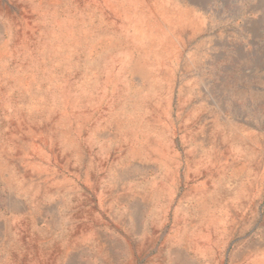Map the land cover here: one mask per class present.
I'll list each match as a JSON object with an SVG mask.
<instances>
[{"label": "rangeland", "instance_id": "1", "mask_svg": "<svg viewBox=\"0 0 264 264\" xmlns=\"http://www.w3.org/2000/svg\"><path fill=\"white\" fill-rule=\"evenodd\" d=\"M20 1H24V0H20ZM27 1H29V0H27ZM32 1L38 2V0H32ZM203 1H205V4L203 6L200 5L201 8H198L199 6H197L195 8L197 10L196 11L197 14H201V16H202V19H201L203 21V24H201L202 30L200 29L197 31V33L194 35L195 38L193 37L190 40V42H188L185 45V48L182 51L183 55H181L177 59V60H181V59H185V57L186 58L190 57L189 59H191V61H194L193 63H195L194 67L189 68V70L186 71L185 73L175 72L174 74H171L172 76L170 78L173 79V82L175 84V85L173 84L174 89L172 88V90H170L169 88L161 87L159 89H156L153 93H148L146 90L145 91L140 90L136 84V81H134V79L131 78L132 77L131 74H127L128 76L127 75L123 76L121 74V72H118V71L113 73V75L110 77L109 81L106 84L107 87L105 86L106 88L103 91L97 89L99 87V85L97 84V82L99 80L97 78H93L91 80V83L85 82L86 75H88L91 72L90 70H88V67H87L88 65H87L86 61L88 59L91 61L92 60L91 55H93L95 53L94 51H95V47H96V43H97V41L95 39L85 38L82 36V34H80V35L77 34L75 39L72 40V42L69 45L65 44V46H63V45L59 44L60 41L58 40L57 34L56 33L53 34V32H51L49 37H45V35H43V39H44L43 42L44 43L42 42V44H39L40 46L39 45L35 46V42H34L35 38L38 36V34L33 35L34 37L36 35V37L33 40H31V42L30 41H28V42L27 41H15V38H14L15 37V30H18V29L22 30L20 28H24L26 26L25 21L29 20L28 18H26V16L29 15L27 13L26 8H12L8 11V13H4V12H3L4 14L2 12H1L2 14L0 13V48H1V45L3 43L16 45L15 46L16 49L11 52L10 57L8 59H4V60L0 61V102H1L0 103V109H1L0 110V118L2 117L0 119V134L3 135V136L0 135V137H3V138H0V144H1L0 145V152H1L0 153V165H1L0 167L4 168L3 172L0 171V185H1L0 186V191H1L0 192V215H1L0 216V223H2V224H0V227H1L0 228V240H1L0 241V264H1V262H3L5 260V258H7L5 251H3L1 248V244L4 241L3 240L4 237L2 235L3 234L2 229H3L4 223H7V226H10L14 223H19V222H24V221H25L24 223L27 224V226L24 229H27L26 235H29V236H26L24 239L25 241L22 245V248L23 247L24 248L22 249V251H27V249H29L28 244L32 245V243H34V240L32 239V237H34V238L36 237L35 239L37 240V243H38L37 237H39V239L42 241V243H41L42 245H38L39 246L38 249H40V247H42V246H43V248H44V246H47L46 249H48V251H46V252L44 249L43 256L40 257V258L43 257L42 261H41L42 264L43 263L44 264H52V262L54 264L53 257H55V255H57V253L63 252L64 250L68 252L67 254L71 258H73L74 260L76 258V260H75L76 263L90 264L87 260L88 259L87 256L80 254L81 247L77 244H73L71 237L68 238V240H70V241H65L64 246L62 248H59V250H60L59 252L57 250H55L51 254L50 252L52 251V249L49 250V248L53 247V244L55 242L60 243V242L65 240L64 239L65 238V230L71 224V221L70 222L68 221L69 214L74 213L75 211H78L77 208L78 209L82 208V206L78 205V196H77V198H75V196H74L76 194L74 192V189L76 188V191L78 193H82V192H86L87 188L89 186H91L93 188V185L96 186L99 193H100V191H102V197H100V198L97 197L95 199V201L93 202V206H95L97 208V210L100 214V221H101V223L96 226V228L97 227L98 228L97 229L94 228V229L98 232L99 235L101 234L103 236L102 238H104L108 241L111 240L110 243H111L112 263L113 264H119L122 261L120 259L123 258V256L121 255V252L123 250H125V251L127 250V246L124 245L125 242H124V236H123V234H125L127 232V230H128L127 228L132 227L133 228V230H132L133 234L131 233V236L133 238H139L143 234L140 231V227L142 228L145 225H150V224L151 225H153V224L158 225L159 229H157V230H158V235L159 234L160 235L156 239L157 245H156V248L151 249L149 251L150 253L147 252L148 255L146 257L138 258L137 264H145L146 258H148L149 256L153 257L154 255L159 253L160 250H162L163 255L166 256L167 260H168L169 255H168V252H166V251H168L167 250L168 245H171V247L177 248V246H175L176 244L172 238V236L176 237L178 235L176 232H174L175 230L173 228L174 218H176L177 215L183 209L186 210V213H185L186 217L191 218V219L192 218H198V215H197L198 211L197 210H199V209H198L196 201L192 198L185 197V194L187 193L188 187L190 185V183L188 182L190 180V177H188L187 175L194 173V172H198L200 169H202L200 164L198 163V160H197L198 153L205 157V162H206L207 172H208L207 173V179L209 178L208 175L214 174L215 176H213L212 179H214V181H216V183L218 185L223 184L222 186L226 187V188H229V187H232L235 185L239 186V184H242L240 186V189H242V190H240L241 197L236 196L233 199L230 198L228 200V202L231 203V207L235 210L236 213H240L245 218H249L253 215L254 204L256 203L257 204V211H258V213H257L258 219H257L256 224L258 222H260L262 215H264V211H263L264 210V200H263L264 199V156H263L264 152H259V147L264 148V144H263L264 143V127H263L264 126L263 125L264 124V111H263L264 110V59H263L264 58V41H263L264 40V0H236V1L235 0H203ZM202 8H204V9H202ZM234 8H236V9H234ZM219 11H221V12L219 13ZM66 15H68V13H66ZM47 16L49 17L50 14ZM7 19H9V21ZM250 19H252V20H250ZM40 21H41L40 24H42L45 27V29H47L49 27V23H47L46 17L44 19H40ZM245 22H247V23H245ZM249 23H251V24H249ZM2 27H4V28H2ZM27 30H29V28ZM250 30H251V33H250ZM234 35H236V36L234 37ZM6 36H8V37H6ZM203 40H205V41H203ZM221 40H222V42H221ZM238 41H240V42H238ZM24 42H27L30 45L34 42V44H32L31 47H29L28 44L24 43ZM212 42H214V43H212ZM46 45H47V47H46ZM34 46H35V49H34ZM231 46L233 49L231 48ZM56 50L58 51L57 54L55 53ZM84 54H86V55H84ZM241 54H243V55H241ZM36 55L38 56L37 58H36ZM77 57H78V59H77ZM88 57H90V58H88ZM195 57H196V59H195ZM205 58H206V60H205ZM244 58L246 60H244ZM28 60H29V62H28ZM37 60L40 61L38 66H36ZM251 60H253V61H251ZM63 62L64 63L66 62L65 68L62 67V66H64ZM44 64L47 65V66L45 65L46 68H45ZM172 65L174 67L176 66L175 68H177V63L173 62ZM250 65H252V66H250ZM8 66H9V68H8ZM259 66H261V67H259ZM71 67L72 68L74 67V68L72 69ZM78 67H79V69H78ZM35 68H37V69H35ZM50 69H51V72H49ZM260 70H261V72H260ZM227 71H229V72H227ZM54 73H56V74H54ZM118 73H119V75H118ZM37 74H39V76ZM65 74H67V75L65 76ZM221 74H223V75H221ZM93 76H94V74L92 75V77ZM240 76H241V78H239ZM49 77L51 79H53V83H51L49 81ZM65 77L66 78H68V77L72 78L71 79V81L73 83L72 89L74 90L73 94H74L75 99H73L71 105L65 104L63 97L58 95L57 91H56L58 86L60 84H62L64 82V80L66 79ZM203 79H205V80H203ZM24 80H26L27 82L26 81L24 82ZM21 82H23V83H21ZM191 82L195 83V89L193 90L194 98L190 99V101H186L184 99V97L182 96V90H180L182 85H180V84H186V83L188 84ZM159 84H160L159 85V87H160V86H164L166 83L159 82ZM177 84H178V86H177ZM42 86H44V87H42ZM209 86H210V88H209ZM218 89L221 91V93ZM133 91H135V92H133ZM198 92H200L201 94ZM111 94H112V96H111ZM114 96H117V97H114ZM162 96H163V98H162ZM3 98H4V100H3ZM64 98L66 99L65 96H64ZM15 99H17V100H15ZM134 99H136V100H134ZM56 100H57V102H56ZM127 100H128V102H127ZM155 100H157V101H155ZM9 102H11V103H9ZM172 102H174V103H172ZM216 102H218V104ZM180 103L183 105H181ZM54 105H55V107H54ZM95 105H96V107H95ZM66 106L72 107V109L74 111L78 110V109H82V110H88L89 109V111L87 113L88 117L86 116L85 121L82 120L80 122L79 117L77 119V118L73 117L72 114L67 113L66 115L63 116L62 121L58 125L53 126V128L50 129V127L47 126L46 124L48 121H50V116L52 115V113L58 109H61V110L65 109ZM182 107H184V108H182ZM189 107H202V109H200V110H202L203 115H202V117H200L198 122L193 123L194 118L192 119V116H187L186 113H188ZM209 107L212 110L214 109L213 111H220L222 117L224 118V120L227 121L228 124H224V125L218 124L219 128L216 127L214 125L215 120L212 117H208L207 114L205 113L207 109H210ZM20 108H21V110H20ZM154 108L158 109V110H154ZM165 108H167V109H165ZM45 110H47V111H45ZM236 110H238V111H236ZM8 111H9V113H8ZM99 111H101V112H99ZM169 112H171V113H169ZM192 112H193L194 117L198 113L197 110H195V111L192 110ZM16 113H18V114H16ZM32 113H34V114H32ZM50 113H51V115H50ZM147 113L149 115H147ZM153 115H156V116L159 115L160 118L158 117V119H156V121L154 122L151 120ZM33 116L35 117V119L33 118ZM150 116H151V118H150ZM184 117L185 118L187 117V119L182 121L184 119ZM117 118H123L125 120V123L127 124L124 127V129L120 130V132H119V129L117 128V124H116ZM251 119H252V121H251ZM9 121H10V123H7ZM32 121H34V122H32ZM63 122H65V123H63ZM249 122H251V123H249ZM21 124H22V126H21ZM76 126H78V127H76ZM232 126L240 128V130H241L240 134L243 135V138H241V142L245 143V144H243V146L241 143H239V141H237L236 138H234V135L232 134V131H231V129H233ZM99 127H101V128H99ZM205 127L207 129H205ZM30 128H34V129H30ZM45 128H46V131L44 132L43 130ZM170 128H171V130H170ZM202 128H204V129H202ZM14 129H16V130H14ZM188 129H189V131H188ZM58 130L63 131V132L66 131L67 133L66 134L64 133L63 135H60L58 137L57 136L58 132H57V135L55 133ZM112 130H113V132H112ZM217 131H219V133L216 134ZM124 133H126V135ZM160 133L162 134V136ZM75 134L78 136H76ZM192 134L195 137L192 136ZM200 134H201V136H200ZM80 135H82V136H80ZM100 135H102V136H100ZM114 135H116V136L114 137ZM198 135H199V137H198ZM244 135L248 136V138H244ZM110 136H113V137H110ZM42 137H44V138H42ZM151 137L157 139L161 145H164V146L170 148V149H168L171 151V152H169L170 156H172V157L174 156L173 158L177 161L179 169H178V176H177L178 182L176 185L171 186L169 181L166 180V178L163 177V175H162L163 168L165 170V162H164V166H163L157 162L154 163L151 160H146L147 163L146 162L145 163H146L147 167L146 168H140V166L138 164L141 163L142 160H145L144 156L131 157L127 154V152L125 150L126 148H124V147H127V143L129 142V139H131V140L133 139V140L139 142V141H144L147 138L151 139ZM80 138H83L84 140L80 139ZM172 138H174V141ZM219 138H221V139H219ZM4 139H8L9 141L4 140ZM38 139H39V141H38ZM246 140H247V142H246ZM21 141H23V142H21ZM32 141H34V142L36 141L39 143V154L40 155L42 154L45 157V159H44L45 162L48 161L47 165L44 163V167H45V171L47 170V172L50 173V176L55 178L53 180V182H55L53 186H55V184H58V185L68 184V185H66L68 187H66L67 190H65V192L62 195H58V194L51 193V192L48 194L35 192V193H32L31 196L19 195L17 197V202H14V204H16L17 206H13L12 205L13 201L10 199V191L4 185L2 180L7 175H9L10 177H14L12 167L14 166L13 162L16 159H19V157H21V156H25L27 158H31L33 156V154L31 155L32 148H33L32 147ZM103 141H105V142H103ZM214 141H215V143H214ZM14 142L17 144H15ZM44 143H45V145H44ZM49 143H50V145H49ZM9 144L11 146H9ZM40 145H41V147H40ZM116 145H117V147H116ZM214 145L215 146L218 145L219 148L215 147ZM222 145L229 146V149L228 148L225 149L224 147L221 148ZM257 145H258V147H257ZM208 147H210V148H208ZM212 147H215V148H212ZM243 147H245V148H243ZM53 148H56L57 152L59 151L58 153H59L60 157H64V156L69 154L70 155L69 158H72V157L75 158L76 161H75V159L72 158L74 162L73 161L71 162L73 164L74 168L71 167L69 170H67L64 168V166H62V163H59L57 160H54V155L52 153H50V149H53ZM72 149L74 151H72ZM223 149L229 150L230 154L237 155V157H238L236 159L237 161H238V159L239 160L245 159L246 160L245 163H247V165H246L247 167H245L246 169H244L243 171H239V170L237 171V169H235V167L232 165V163L229 164L230 161H226L224 159H221L220 157L222 155L221 153L223 152ZM18 150H20V151H18ZM95 150H96V152H95ZM114 150H116V151H114ZM193 150L196 151L197 153L195 152V154L192 156ZM77 151L79 154L77 153ZM107 151H109V152H107ZM11 153H13V154H11ZM94 153H96V154H94ZM99 155H101V156H99ZM116 157H118V158H116ZM254 157H256V158H254ZM47 158H48V160H47ZM8 160H10V161L8 162ZM186 161H187V163H186ZM262 161H263V163H262ZM251 162H253V163H251ZM136 164H137V166H136ZM153 164H155V165H153ZM89 165H91L92 167ZM34 167L36 168V166H34ZM60 167H62V168H60ZM77 167H79L80 169ZM134 167L137 169H135ZM102 169H104V170L102 171ZM88 171H90L92 173V178H91L92 180L89 179L90 181L87 180V178H85L86 175L89 173ZM111 171H113V172H111ZM228 171L229 172L232 171V172L229 173ZM78 174H80V175H78ZM143 174H144V176H143ZM203 179H205V177H202L201 179H199V181H201ZM92 181H93V183H92ZM232 181H234V183H232ZM136 183H137V185H135ZM116 187L117 188L119 187V188L117 189ZM128 191H131L134 193L136 191L139 195H143L146 192L151 191V192H149L150 194H152V198H150V201H149L150 203L152 202L151 205L145 206L142 209V211L139 210L140 212H138L137 208H140V207L138 205H136L135 203H133L134 202L133 200L129 199L127 202L126 201L123 202L119 198V195L121 193L128 192ZM140 192H142V193H140ZM36 194H38V195H36ZM110 194H113V195H110ZM1 195H3V196H1ZM254 197L256 199H254ZM115 200H117V201H115ZM28 204H30V205H28ZM131 204H132V206H131ZM71 205H73V206H71ZM29 206H31V207H29ZM223 206H224L223 204L219 205L218 206L219 208H216L217 211H214L212 207L209 208L207 211L212 212L213 214L219 212L222 215V212L226 211V208H224ZM70 207H72L73 209H71ZM52 208H53V210H52ZM169 208H170V210H169ZM49 209H50V211H49ZM15 210H17V211H15ZM36 214L37 215L39 214L38 215L39 217ZM101 214H102V216H101ZM140 215H141V217H140ZM123 217H125V218H123ZM25 218H27V219H25ZM113 219H115L116 222ZM137 219H139V220L137 221ZM63 220H65V221H63ZM120 220H122V221H120ZM236 220L240 221V217L236 216L234 218V222H232V223L230 221L226 222V220H224L223 222H225V223H222V225H231L233 223H238ZM32 221H34L36 223L33 224ZM76 221L77 220H75L74 223L78 224L79 221H77V222ZM8 222H10V223H8ZM137 222H138V224H137ZM74 223H72V224H74ZM106 223H107V225H106ZM132 223H134V224L132 225ZM28 224H30V225L28 226ZM256 224H254L251 228H249L243 232H240L239 228H236L233 231V234L231 233L229 235L226 232L225 234L220 235L217 238V240L210 247V249L207 253V256L199 254L200 257H202V259L204 260V261H202V259H200V261L203 262L201 264H221L222 263V262H220L221 256L223 257V259H222V261H224L223 264H231V262L236 263L237 262V256H236L237 252L247 250L248 247L250 249L251 246L253 245V243L262 235V231H261L262 227H259ZM236 227H239V225H236ZM108 228H110V229H108ZM33 229H34V231H33ZM23 230L21 232L24 233ZM37 230H38V232H37ZM124 230H126V231H124ZM108 233H110V234H108ZM112 235H113V237H112ZM30 238H31V240H30ZM243 239H244V241H243ZM118 240H120V241H118ZM164 240H165V242H164ZM219 242H220V244H219ZM46 243L48 245H46ZM112 243H114V244H112ZM215 245H217V246H215ZM234 246L236 249L234 248ZM158 248H160V250ZM229 249H230V251H229ZM31 253H33V252L27 251L25 254L26 256L22 258V261H25L27 263V259H25V258H27V256L29 257L31 255ZM151 254H153V255H151ZM211 254H213V255H211ZM59 255L60 254H58V257H59ZM78 257H79V259H78ZM83 259H84V261H83ZM102 260L103 259H101V258H97V260L93 259V261H94L93 264H105L104 263L105 261L104 260L102 261ZM44 261H46V262H44ZM97 261H99V262H97ZM13 263L19 264L18 259H16Z\"/></svg>", "mask_w": 264, "mask_h": 264}, {"label": "bare ground", "instance_id": "2", "mask_svg": "<svg viewBox=\"0 0 264 264\" xmlns=\"http://www.w3.org/2000/svg\"><path fill=\"white\" fill-rule=\"evenodd\" d=\"M236 1V0H235ZM215 3V2H214ZM233 3V2H232ZM252 3V2H251ZM262 3V2H261ZM205 1L203 0H38V2H33L32 0H0V13H8V11L12 8H26L27 13L26 16L29 20H26V26L24 28H20L22 30H15V41H30L35 38V46L42 44L43 35L45 37H49L51 32L53 34H57L59 44L65 46L69 45L72 40L75 39L76 35L82 34L85 38H93L97 41L95 47V53L91 55V61L88 59L86 61L88 70L91 72L86 75L85 82L91 83L93 78H97L99 81L97 84L99 87L97 89L103 91L107 86V82L114 72L118 71L121 74L127 75L131 74V78L136 81L137 86L140 90H146L148 93H153L156 89L161 87H166L172 90L173 88V79L170 78L175 72L185 73L189 70V68H193L195 63L191 61V59L186 58L177 60L182 54V51L185 48V45L190 42V40L194 37L198 30H202L201 24H203L201 14H197V10L195 9L197 6L201 8L200 5H204ZM225 4V3H224ZM214 5V4H213ZM234 5V4H233ZM254 5V4H253ZM225 6V5H224ZM232 7V6H231ZM235 7V6H234ZM259 7V6H258ZM261 7V6H260ZM225 8V7H224ZM242 8V7H241ZM244 8V7H243ZM204 9V8H202ZM219 9V8H218ZM236 9V8H234ZM254 9V8H253ZM252 10V9H251ZM14 11V10H13ZM17 11V10H16ZM244 11V10H243ZM211 12V11H210ZM221 11H219L220 13ZM230 12V11H229ZM1 13V14H2ZM3 13V14H4ZM68 13V15H66ZM227 13V12H226ZM238 13V12H237ZM246 13V12H245ZM23 14V13H22ZM50 16L48 17L47 15ZM218 14V13H217ZM234 14V13H233ZM18 15V14H17ZM245 15V14H244ZM227 16V15H226ZM12 17V16H11ZM46 17L47 23H49V27L45 29V27L40 24V19H44ZM204 17V16H203ZM258 17V16H257ZM13 18V17H12ZM93 18V19H92ZM233 18V17H232ZM20 19V18H19ZM9 21V19H7ZM230 20V19H229ZM234 20V19H233ZM252 20V19H250ZM22 21V20H21ZM237 21V20H236ZM245 21V20H244ZM89 22V23H88ZM23 23V22H22ZM206 23V22H205ZM247 23V22H245ZM84 24V25H83ZM210 24V23H209ZM213 24V23H212ZM251 24V23H249ZM256 24V23H255ZM262 24V23H261ZM2 25V24H1ZM211 25V24H210ZM244 25V24H243ZM246 25V24H245ZM5 26V25H4ZM7 26V25H6ZM53 26V27H52ZM233 26V25H232ZM8 27V26H7ZM250 27V26H249ZM4 28V27H2ZM1 28V29H2ZM29 28V30H27ZM209 29V28H208ZM250 29V28H249ZM259 29V28H258ZM261 29V28H260ZM212 30V29H211ZM263 30V29H262ZM2 31V30H1ZM228 31V30H227ZM231 31V30H230ZM225 32V31H224ZM246 32V31H245ZM248 32V31H247ZM240 33V32H239ZM251 33V30H250ZM34 34L35 37L33 36ZM219 34V33H218ZM217 34V35H218ZM11 35V34H10ZM213 35V34H212ZM243 35V34H242ZM214 36V35H213ZM230 36V35H229ZM236 35H234L235 37ZM249 36V35H248ZM8 37V36H6ZM245 37V36H244ZM195 38V37H194ZM227 38V37H226ZM208 39V38H207ZM243 39V38H242ZM254 39V38H253ZM3 41V40H2ZM11 41V40H10ZM48 41V40H47ZM202 41V40H201ZM205 41V40H203ZM212 41V40H211ZM216 41V40H215ZM225 41V40H224ZM242 41V40H241ZM264 41V40H263ZM24 42V43H27ZM34 42L32 44H34ZM55 42V41H54ZM218 42V41H217ZM216 42V43H217ZM222 42V40H221ZM240 42V41H238ZM250 42V41H249ZM44 43V42H43ZM47 43V42H46ZM214 43V42H212ZM225 43V42H224ZM260 43V42H259ZM23 44V43H22ZM28 44V43H27ZM31 44V45H32ZM194 44V43H193ZM202 44V43H201ZM219 44V43H218ZM25 45V44H24ZM28 44L29 47H31ZM45 45V44H44ZM215 45V44H214ZM252 45V44H251ZM16 45L3 43L0 48V61L4 59H8L11 55V52L15 50ZM34 46V49H35ZM40 46V45H39ZM224 46V45H223ZM254 46V45H253ZM18 47V46H17ZM47 47V45H46ZM88 47V46H87ZM200 47V46H199ZM202 47V46H201ZM218 47V46H217ZM39 48V47H38ZM188 48V47H187ZM229 48V47H228ZM227 48V49H228ZM232 48V46H231ZM250 48V47H249ZM190 49V48H189ZM233 49V48H232ZM20 50V49H19ZM24 50V49H23ZM55 50V49H54ZM240 50V49H239ZM262 50V49H261ZM48 51V50H47ZM46 51V52H47ZM253 51V50H252ZM256 51V50H255ZM86 52V51H85ZM29 53V52H28ZM35 53V52H34ZM33 53V54H34ZM37 53V52H36ZM57 54L58 51L56 50ZM205 53V52H204ZM232 53V52H231ZM243 53V52H242ZM79 54V53H78ZM82 54V53H81ZM202 54V53H201ZM218 54V53H217ZM222 54V53H221ZM237 54V53H236ZM247 54V53H246ZM249 54V53H248ZM20 55V54H19ZM40 55V54H39ZM86 55V54H84ZM192 55V54H191ZM220 55V54H219ZM223 55V54H222ZM243 55V54H241ZM250 55V54H249ZM17 56V55H16ZM35 56V55H34ZM49 56V55H48ZM198 56V55H197ZM200 56V55H199ZM26 57V56H25ZM38 56L36 55V58ZM86 57V56H85ZM205 57V56H204ZM250 57V56H249ZM17 58V57H16ZM28 58V57H27ZM73 58V57H72ZM76 58V57H75ZM87 58V57H86ZM90 58V57H88ZM215 58V57H214ZM230 58V57H229ZM78 59V57H77ZM194 59V58H193ZM196 59V57H195ZM210 59V58H209ZM213 59V58H212ZM240 59V58H239ZM264 59V58H263ZM34 60V59H33ZM84 60V59H83ZM206 60V58H205ZM211 60V59H210ZM233 60V59H232ZM244 60H246L244 58ZM250 60V59H249ZM81 61V60H80ZM85 61V60H84ZM228 61V60H227ZM238 61V60H237ZM253 61V60H251ZM18 62V61H17ZM29 62V60H28ZM48 62V61H47ZM79 62V61H78ZM177 63V68H175L172 63ZM199 62V61H198ZM250 62V61H249ZM20 63V62H19ZM24 63V62H23ZM32 63V62H31ZM40 63L39 60L36 61V66ZM64 63V62H63ZM66 63V62H65ZM64 66L66 67V64ZM83 63V62H82ZM202 63V62H201ZM213 63V62H212ZM231 63V62H230ZM254 63V62H253ZM252 63V64H253ZM236 64V63H235ZM263 64V63H262ZM22 65V64H21ZM35 65V64H34ZM46 64H44L45 66ZM83 65V64H82ZM81 65V66H82ZM243 65V64H242ZM47 66V65H46ZM45 66V68H46ZM80 66V65H79ZM198 66V65H197ZM215 66V65H214ZM252 66V65H250ZM31 67V66H30ZM34 67V66H33ZM245 67V66H244ZM254 67V66H253ZM261 67V66H259ZM9 68V66H8ZM72 68V67H71ZM74 68V67H73ZM72 68V69H73ZM84 68V67H83ZM220 68V67H219ZM234 68V67H233ZM34 69V68H33ZM37 69V68H35ZM61 69V68H60ZM79 69V67H78ZM221 69V68H220ZM230 69V68H229ZM240 69V68H239ZM259 69V68H258ZM58 70V69H57ZM207 70V69H206ZM74 71V70H73ZM87 71V70H86ZM203 71V70H202ZM251 71V70H250ZM34 72V71H33ZM51 72V69L49 70ZM222 72V71H221ZM229 72V71H227ZM245 72V71H244ZM256 72V71H255ZM261 72V70H260ZM66 73V72H65ZM193 73V72H192ZM191 73V74H192ZM253 73V72H252ZM56 74V73H54ZM74 74V73H73ZM94 76L92 77V75ZM203 74V73H202ZM237 74V73H236ZM244 74V73H243ZM250 74V73H249ZM255 74V73H254ZM39 76V74H37ZM45 75V74H44ZM67 74H65L66 76ZM116 75V74H115ZM119 75V73H118ZM211 75V74H210ZM219 75V74H218ZM223 75V74H221ZM246 75V74H245ZM257 75V74H256ZM259 75V74H258ZM37 76V77H38ZM128 76V75H127ZM199 76V75H198ZM252 76V75H251ZM262 76V75H261ZM200 77V76H199ZM210 77V76H209ZM248 77V76H247ZM253 77V76H252ZM263 77V76H262ZM7 78V77H6ZM66 78V77H65ZM81 78V77H80ZM241 78V76L239 77ZM72 78H66L62 84H60L57 88V94L63 97L65 104L71 105L74 97V90L72 89L73 83L71 81ZM112 79V78H111ZM119 79V78H118ZM219 79V78H218ZM205 80V79H203ZM220 80V79H219ZM260 80V79H259ZM26 80H24L25 82ZM49 81L53 83V79L49 77ZM115 81V80H114ZM117 81V80H116ZM133 81V82H134ZM8 82V81H7ZM27 82V81H26ZM113 82V81H112ZM129 82V81H128ZM159 82L166 83L164 86L159 87ZM198 82V81H197ZM228 82V81H227ZM231 82V81H230ZM257 82V81H256ZM23 83V82H21ZM200 83V82H199ZM205 83V82H204ZM28 84V83H27ZM110 84V83H109ZM223 84V83H222ZM245 84V83H244ZM43 85V84H42ZM112 85V84H111ZM175 85V84H174ZM182 90V96L186 101H190V99L194 98L195 83H186L180 84ZM207 85V84H206ZM233 85V84H232ZM243 85V84H242ZM106 86V87H105ZM178 86V84H177ZM198 86V85H197ZM200 86V85H199ZM205 86V85H204ZM208 86V85H207ZM44 87V86H42ZM110 87V86H109ZM112 87V86H111ZM134 87V86H133ZM219 87V86H218ZM53 88V87H52ZM76 88V87H75ZM89 88V87H88ZM124 88V87H123ZM210 88V86H209ZM263 88V87H262ZM261 88V89H262ZM174 89V88H173ZM199 89V88H198ZM221 89V88H220ZM242 89V88H241ZM4 90V89H3ZM54 90V91H55ZM98 90V91H99ZM115 90V89H114ZM113 90V91H114ZM119 90V89H118ZM219 90V89H218ZM235 90V89H234ZM77 91V90H76ZM131 91V90H130ZM161 91V90H160ZM203 91V90H202ZM220 91V90H219ZM237 91V90H236ZM254 91V90H253ZM30 92V91H29ZM105 92V91H104ZM116 92V91H115ZM135 92V91H133ZM180 92V91H179ZM98 93V92H97ZM200 93V92H198ZM206 93V92H205ZM218 93V92H217ZM221 93V91H220ZM120 94V93H119ZM128 94V93H127ZM196 94V93H195ZM201 94V93H200ZM207 94V93H206ZM233 94V93H232ZM4 95V94H3ZM25 95V94H24ZM54 95V94H53ZM153 95V94H152ZM163 95V94H162ZM197 95V94H196ZM204 95V94H203ZM222 95V94H221ZM231 95V94H230ZM66 97V99L64 98ZM76 96V95H75ZM112 96V94H111ZM161 96V95H160ZM208 96V95H207ZM219 96V95H218ZM8 97V96H7ZM18 97V96H17ZM117 97V96H114ZM129 97V96H128ZM146 97V96H145ZM181 97V96H180ZM201 97V96H200ZM5 98V97H4ZM3 98V100H4ZM54 98V97H53ZM88 98V97H87ZM144 98V97H143ZM163 98V96H162ZM208 98V97H207ZM231 98V97H230ZM248 98V97H247ZM101 99V98H100ZM109 99V98H108ZM152 99V98H151ZM196 99V98H195ZM202 99V98H201ZM215 99V98H214ZM249 99V98H248ZM17 100V99H15ZM136 100V99H134ZM133 100V101H134ZM183 100V99H182ZM216 100V99H215ZM234 100V99H233ZM236 100V99H235ZM239 100V99H238ZM244 100V99H243ZM242 100V101H243ZM8 101V100H7ZM21 101V100H20ZM38 101V100H37ZM114 101V100H113ZM157 101V100H155ZM196 101V100H195ZM4 102V101H3ZM57 102V100H56ZM102 102V101H101ZM128 102V100H127ZM135 102V101H134ZM162 102V101H161ZM230 102V101H229ZM241 102V101H240ZM255 102V101H254ZM260 102V101H259ZM1 103V102H0ZM11 103V102H9ZM14 103V102H13ZM55 103V102H54ZM59 103V102H58ZM111 103V102H110ZM109 103V104H110ZM163 103V102H162ZM174 103V102H172ZM171 103V104H172ZM218 104V102H216ZM220 103V102H219ZM263 103V102H262ZM61 104V103H60ZM106 104V103H105ZM112 104V103H111ZM116 104V103H115ZM118 104V103H117ZM149 104V103H148ZM158 104V103H157ZM181 104V103H180ZM179 104V105H180ZM229 104V103H228ZM245 104V103H244ZM2 105V104H1ZM52 105V104H51ZM153 105V104H152ZM183 105V104H181ZM50 106V105H49ZM62 106V105H61ZM148 106V105H147ZM151 106V105H150ZM149 106V107H150ZM155 106V105H154ZM157 106V105H156ZM55 107V105H54ZM88 107V106H87ZM96 107V105H95ZM98 107V106H97ZM215 107V106H214ZM258 107V106H257ZM177 108V107H176ZM184 108V107H182ZM206 108V107H205ZM210 108V107H209ZM227 108V107H226ZM235 108V107H234ZM7 109V108H6ZM13 109V108H12ZM19 109V108H18ZM23 109V108H22ZM57 109V108H56ZM150 109V108H149ZM167 109V108H165ZM202 107H189L187 116H192L193 123L198 122L200 117H202ZM231 109V108H230ZM249 109V108H248ZM1 110V109H0ZM21 110V108H20ZM151 110V109H150ZM153 110V109H152ZM154 110H158L155 109ZM186 110V109H185ZM193 111L197 110L198 113L194 117ZM214 110V109H213ZM211 108L206 110V114L208 117H212L215 121V126L218 127V124H228L226 120L222 117L220 111H213ZM239 110V109H238ZM236 110V111H238ZM242 110V109H241ZM256 110V109H255ZM3 111V110H2ZM14 111V110H13ZM16 111V110H15ZM25 111V110H24ZM47 111V110H45ZM88 110H73L72 107H65V109H58L54 111L51 115L50 113V121L47 122V126L50 129L53 126L58 125L63 116L67 113L72 114L73 117L80 118V122L85 121V117L87 116ZM103 111V110H102ZM144 111V110H143ZM264 111V110H263ZM4 112V111H3ZM23 112V111H22ZM101 112V111H99ZM149 112V111H148ZM151 112V111H150ZM158 112V111H157ZM160 112V111H159ZM174 112V111H173ZM186 112V111H185ZM234 112V111H233ZM257 112V111H256ZM9 113V111H8ZM39 113V112H38ZM171 113V112H169ZM236 113V112H235ZM249 113V112H248ZM247 113V114H248ZM252 113V112H251ZM260 113V112H259ZM262 113V112H261ZM6 114V113H5ZM18 114V113H16ZM22 114V113H21ZM34 114V113H32ZM179 114V113H178ZM263 114V113H262ZM24 115V114H23ZM114 115V114H113ZM135 115V114H134ZM147 115H149L147 113ZM171 115V114H170ZM180 115V114H179ZM18 116V115H17ZM21 116V115H20ZM26 116V115H25ZM32 116V115H31ZM97 116V115H96ZM103 116V115H102ZM233 116V115H232ZM258 116V115H257ZM22 117V116H21ZM29 117V116H28ZM39 117V116H38ZM43 117V116H42ZM88 117V116H87ZM107 117V116H106ZM148 117V116H147ZM159 115H153L151 120L156 121ZM231 117V116H230ZM229 117V118H230ZM2 118V117H1ZM0 118V119H1ZM13 118V117H12ZM19 118V117H18ZM35 119V117L33 116ZM68 118V117H67ZM100 118V117H99ZM160 118V117H159ZM175 118V117H174ZM180 118V117H179ZM207 118V117H206ZM248 118V117H247ZM26 119V118H25ZM30 119V118H29ZM28 119V120H29ZM32 119V118H31ZM71 119V118H70ZM172 119V118H171ZM187 117L182 120L184 121ZM239 119V118H238ZM253 119V118H252ZM251 119V121H252ZM257 119V118H256ZM263 119V118H262ZM261 119V120H262ZM12 120V119H11ZM43 120V119H42ZM99 120V119H98ZM113 120V119H112ZM161 120V119H160ZM240 120V119H239ZM248 120V119H247ZM72 121V120H71ZM97 121V120H96ZM175 121V120H174ZM192 121V120H191ZM207 121V120H206ZM34 122V121H32ZM31 122V123H32ZM36 122V121H35ZM45 122V121H44ZM87 122V121H86ZM111 122V121H110ZM169 122V121H168ZM181 122V121H180ZM2 123V122H1ZM7 123H10L7 122ZM12 123V122H11ZM24 123V122H23ZM65 123V122H63ZM73 123V122H72ZM85 123V122H84ZM187 123V122H186ZM191 123V122H190ZM212 123V122H211ZM242 123V122H241ZM251 123V122H249ZM259 123V122H258ZM4 124V123H3ZM2 124V125H3ZM93 124V123H92ZM98 124V123H97ZM117 128L120 130L124 129L127 125L123 118L116 119ZM188 124V123H187ZM232 124V123H231ZM8 125V124H7ZM19 125V124H18ZM26 125V124H25ZM91 125V124H90ZM107 125V124H106ZM143 125V124H142ZM152 125V124H151ZM184 125V124H183ZM203 125V124H202ZM211 125V124H210ZM213 125V124H212ZM252 125V124H251ZM264 125V124H263ZM22 126V124H21ZM60 126V125H59ZM73 126V125H72ZM103 126V125H102ZM116 126V125H115ZM158 126V125H157ZM258 126V125H257ZM12 127V126H11ZM15 127V126H14ZM19 127V126H18ZM61 127V126H60ZM68 127V126H67ZM71 127V126H70ZM78 127V126H76ZM137 127V126H136ZM152 127V126H151ZM182 127V126H181ZM207 127V126H206ZM205 127V129H207ZM233 127V126H232ZM249 127V126H248ZM264 127V126H263ZM10 128V127H9ZM101 128V127H99ZM106 128V127H105ZM155 128V127H154ZM163 128V127H162ZM188 128V127H187ZM186 128V129H187ZM191 128V127H190ZM219 128V127H218ZM34 129V128H30ZM49 129V130H50ZM68 129V128H67ZM87 129V128H86ZM115 129V128H114ZM113 129V130H114ZM182 129V128H181ZM193 129V128H192ZM204 129V128H202ZM16 130V129H14ZM48 130V131H49ZM70 130V129H69ZM112 130V132H113ZM141 130V129H140ZM171 130V128H170ZM178 130V129H177ZM224 130V129H223ZM246 130V129H245ZM24 131V130H23ZM39 131V130H38ZM46 131V128L43 130ZM71 131V130H70ZM93 131V130H92ZM96 131V130H95ZM137 131V130H136ZM160 131V130H159ZM189 131V129H188ZM234 138L239 141V143L245 144L241 142V130L239 127H233L231 129ZM248 131V130H247ZM7 132V131H6ZM12 132V131H11ZM19 132V131H18ZM41 132V131H40ZM54 132V131H53ZM58 132V135H57ZM124 132V131H123ZM144 132V131H143ZM170 132V131H169ZM226 132V131H225ZM259 132V131H258ZM20 133V132H19ZM49 133V132H48ZM56 135L59 137L60 135L66 134L67 132L56 131ZM105 133V132H104ZM103 133V134H104ZM116 133V132H115ZM219 131L216 132V134ZM262 133V132H261ZM11 134V133H10ZM53 134V133H52ZM69 134V133H68ZM126 135V133H124ZM141 134V133H140ZM161 134V133H160ZM249 134V133H248ZM2 135V134H0ZM38 135V134H37ZM76 135V134H75ZM86 135V134H85ZM145 135V134H144ZM227 135V134H226ZM230 135V134H229ZM3 136V135H2ZM69 136V135H68ZM78 136V135H76ZM82 136V135H80ZM88 136V135H87ZM102 136V135H100ZM116 135H114L115 137ZM162 136V134H161ZM177 136V135H176ZM192 136H194L192 134ZM201 136V134H200ZM211 136V135H210ZM216 136V135H215ZM23 137V136H22ZM35 137V136H34ZM38 137V136H37ZM36 137V138H37ZM51 137V136H50ZM92 137V136H91ZM94 137V136H93ZM105 137V136H104ZM113 137V136H110ZM128 137V136H127ZM195 137V136H194ZM193 137V138H194ZM199 137V135H198ZM205 137V136H204ZM218 137V136H217ZM3 138V137H0ZM5 138V137H4ZM7 138V137H6ZM44 138V137H42ZM54 138V137H53ZM85 138V137H84ZM233 138V137H232ZM244 138H248V136L244 135ZM21 139V138H20ZM78 139V138H77ZM83 139V138H80ZM97 139V138H96ZM122 139V138H121ZM148 139V140H147ZM144 141H135L129 139L127 143L126 152L131 157L144 156L145 160H142L138 165L140 168H146V160H151L154 163H159L164 166L165 162V170L163 168L162 175L169 181L170 185H176L178 182V163L177 161L170 156L169 152H171L170 148L161 145L159 141L153 137L151 139L147 138ZM174 141V138H172ZM197 139V138H196ZM202 139V138H201ZM221 139V138H219ZM235 139V140H236ZM8 140V139H4ZM27 140V139H26ZM41 140V139H40ZM51 140V139H50ZM53 140V139H52ZM61 140V139H60ZM84 140V139H83ZM166 140V139H165ZM191 140V139H190ZM207 140V139H206ZM209 140V139H208ZM216 140V139H215ZM223 140V139H222ZM225 140V139H224ZM233 140V139H232ZM250 140V139H249ZM3 141V140H2ZM9 141V140H8ZM18 141V140H17ZM25 141V140H24ZM39 141V139H38ZM43 141V140H42ZM47 141V140H46ZM63 141V140H62ZM95 141V140H94ZM119 141V140H118ZM167 141V140H166ZM169 141V140H168ZM178 141V140H177ZM203 141V140H202ZM205 141V140H204ZM212 141V140H211ZM262 141V140H261ZM23 142V141H21ZM27 142V141H26ZM105 142V141H103ZM120 142V141H119ZM247 142V140H246ZM255 142V141H254ZM8 143V142H7ZM15 143V142H14ZM30 143V142H29ZM56 143V142H55ZM109 143V142H108ZM165 143V142H164ZM174 143V142H173ZM207 143V142H206ZM215 143V141H214ZM220 143V142H219ZM222 143V142H221ZM233 143V142H232ZM17 144V143H15ZM43 144V143H42ZM115 144V143H114ZM126 144V143H125ZM181 144V143H180ZM189 144V143H188ZM247 144V143H246ZM262 144V143H261ZM264 144V143H263ZM1 145V144H0ZM19 145V144H18ZM27 145V144H26ZM45 145V143H44ZM50 145V143H49ZM73 145V144H72ZM173 145V144H172ZM5 146V145H4ZM9 146H11L9 144ZM15 146V145H14ZM24 146V145H23ZM59 146V145H58ZM62 146V145H61ZM65 146V145H64ZM67 146V145H66ZM78 146V145H77ZM76 146V147H77ZM82 146V145H81ZM179 146V145H178ZM209 146V145H208ZM215 146V145H214ZM252 146V145H251ZM32 152L31 158H27L25 156L19 157L13 163V173L14 177H10L7 175L2 181L4 185L10 191V199L13 201V206H17L14 202H17V197L19 195H27L31 196L32 193H55L58 195H62L66 189V185L62 184L58 185L53 182L55 178L50 176V173L45 171L44 163L47 165L48 161H44L45 157L39 154V143L32 141ZM41 147V145H40ZM88 147V146H87ZM110 147V146H109ZM117 147V145H116ZM123 147V146H122ZM193 147V146H192ZM215 147L219 148L218 145ZM212 147V148H215ZM228 148L227 145H222L221 148ZM240 147V146H239ZM258 147V145H257ZM12 148V147H11ZM26 148V147H25ZM68 148V147H67ZM112 148V147H111ZM210 148V147H208ZM245 148V147H243ZM28 149V148H27ZM60 149V148H59ZM69 149V148H68ZM76 149V148H75ZM202 149V148H201ZM70 150V149H69ZM79 150V149H78ZM97 150V149H96ZM95 150V152H96ZM120 150V149H119ZM216 150V149H215ZM214 150V151H215ZM17 151V150H16ZM20 151V150H18ZM46 151V150H45ZM72 151H74L72 149ZM112 151V150H111ZM116 151V150H114ZM10 152V151H9ZM59 152V151H58ZM56 148L50 149V153L54 155V160H57L59 163H62L65 169L69 170L73 167L71 163L73 158H69V154L60 157ZM109 152V151H107ZM196 151H192V156ZM206 152V151H205ZM210 152V151H209ZM259 152H264V148L259 147ZM1 153V152H0ZM17 153V152H16ZM24 153V152H23ZM64 153V152H63ZM67 153V152H66ZM75 153V152H74ZM78 153V151H77ZM197 153V152H196ZM203 153V152H202ZM13 154V153H11ZM29 154V153H28ZM79 154V153H78ZM90 154V153H89ZM96 154V153H94ZM103 154V153H102ZM109 154V153H108ZM220 154V153H219ZM221 159L226 161H230L229 164L237 169V171H243L247 167V163L244 160H236L238 157L235 154H230L229 150H224L221 153ZM261 154V153H260ZM50 155V154H49ZM81 155V154H80ZM79 155V156H80ZM91 155V154H90ZM93 155V154H92ZM183 155V154H182ZM258 155V154H257ZM4 156V155H3ZM10 156V155H9ZM16 156V155H15ZM18 156V155H17ZM101 156V155H99ZM188 156V155H187ZM219 156V155H218ZM264 156V155H263ZM8 157V156H7ZM14 157V156H13ZM12 157V158H13ZM120 157V156H119ZM89 158V157H88ZM87 158V159H88ZM118 158V157H116ZM194 158V157H193ZM219 158V159H220ZM242 158V157H241ZM240 158V159H241ZM256 158V157H254ZM50 159V158H49ZM133 159V158H132ZM216 159V158H215ZM48 160V158H47ZM86 160V159H85ZM91 160V159H90ZM108 160V159H107ZM115 160V159H114ZM113 160V161H114ZM119 160V159H118ZM194 160V159H193ZM192 160V161H193ZM198 163L201 168L198 172H194L188 174L190 177L188 181L190 183L187 193L185 197L192 198L196 201L198 209L197 215L198 218H188L185 216L186 210L183 209L176 218H174L173 228L174 232L178 235L172 236L175 246L171 247L168 245L166 252H168L169 258L163 255L162 250L159 253L154 255L153 257L146 258L145 264H201L203 262L200 261L202 257L199 254L207 256V253L212 246V244L217 240V238L225 234L226 232L230 235L233 234V231L236 228H239L240 232H243L249 228H251L257 222V204H254L253 215L249 218H245L240 213H236L235 210L231 207V203L228 202L230 198H235L236 196H240V186L242 184L235 185L229 188L223 187V184L218 185L214 179H212L214 174L208 175L207 179V166L205 162V157L198 153L197 155ZM10 160H8L9 162ZM76 161V159H75ZM95 161V160H94ZM106 161V160H105ZM128 161V160H127ZM130 161V160H129ZM150 161V162H151ZM221 161V160H220ZM261 161V160H260ZM2 162V161H1ZM12 162V161H11ZM74 162V161H73ZM146 162V163H145ZM259 162V161H258ZM86 163V162H85ZM99 163V162H98ZM113 163V162H112ZM129 163V162H128ZM187 163V161H186ZM223 163V162H222ZM253 163V162H251ZM256 163V162H255ZM263 163V161H262ZM2 164V163H1ZM56 164V163H55ZM79 164V163H78ZM81 164V163H80ZM105 164V163H104ZM115 164V163H114ZM152 164V163H151ZM214 164V163H213ZM36 166V168L34 166ZM113 165V164H112ZM116 165V164H115ZM121 165V164H120ZM155 165V164H153ZM158 165V164H157ZM1 166V165H0ZM50 166V165H49ZM88 166V165H87ZM91 166V165H89ZM101 166V165H100ZM133 166V165H132ZM135 166V165H134ZM137 166V164H136ZM138 166V167H139ZM159 166V165H158ZM261 166V165H260ZM259 166V167H260ZM85 167V166H84ZM92 167V166H91ZM103 167V166H102ZM225 167V166H224ZM62 168V167H60ZM74 168V167H73ZM79 168V167H77ZM107 168V167H106ZM122 168V167H121ZM135 168V167H134ZM157 168V167H156ZM11 169V168H10ZM47 169V168H46ZM80 169V168H79ZM137 169V168H135ZM182 169V168H181ZM187 169V168H186ZM216 169V168H215ZM4 168L0 167V171L3 172ZM49 170V169H48ZM75 170V169H74ZM104 169H102L103 171ZM140 170V169H139ZM160 170V169H159ZM158 170V171H159ZM260 170V169H259ZM106 171V170H105ZM104 171V172H105ZM118 171V170H117ZM129 171V170H128ZM138 171V170H137ZM157 171V172H158ZM162 171V170H161ZM187 171V170H186ZM257 171V170H256ZM76 172V171H75ZM86 175L85 178L87 180L92 178V173ZM113 172V171H111ZM216 172V171H215ZM219 172V171H218ZM221 172V171H220ZM229 172V171H228ZM232 172V171H231ZM229 172V173H231ZM235 172V171H234ZM79 173V172H78ZM95 173V172H94ZM97 173V172H96ZM100 173V172H99ZM146 173V172H145ZM159 173V172H158ZM226 173V172H225ZM82 174V173H81ZM114 174V173H113ZM128 174V173H127ZM141 174V173H140ZM147 174V173H146ZM152 174V173H151ZM216 174V173H215ZM259 174V173H258ZM262 174V173H261ZM80 175V174H78ZM97 175V174H96ZM105 175V174H104ZM130 176V175H129ZM144 176V174H143ZM184 176V175H183ZM233 176V175H232ZM262 176V175H261ZM3 177V176H2ZM99 177V176H98ZM120 177V176H119ZM142 177V176H141ZM140 177V178H141ZM202 177L205 179L199 181ZM225 177V176H224ZM59 178V177H58ZM66 178V177H65ZM74 178V177H73ZM160 178V177H159ZM180 178V177H179ZM220 178V177H219ZM79 179V178H78ZM145 179V178H144ZM224 179V178H223ZM263 179V178H262ZM261 179V180H262ZM57 180V179H56ZM92 180V179H91ZM98 180V179H97ZM64 181V180H63ZM68 181V180H67ZM76 181V180H75ZM90 181V180H89ZM120 181V180H119ZM125 181V180H124ZM127 181V180H126ZM142 181V180H141ZM238 181V180H237ZM240 181V180H239ZM252 181V180H251ZM257 181V180H256ZM263 181V180H262ZM60 182V181H59ZM66 182V181H65ZM149 182V181H148ZM180 182V181H179ZM67 183V182H66ZM71 183V182H70ZM81 183V182H80ZM93 183V181H92ZM133 183V182H132ZM234 183V181H232ZM252 183V182H251ZM95 184V183H94ZM161 184V183H160ZM180 184V183H179ZM231 184V183H230ZM50 185V186H49ZM82 185V184H81ZM98 185V184H97ZM137 185V183L135 184ZM252 185V184H251ZM259 185V184H258ZM1 186V185H0ZM244 186V185H243ZM260 186V185H259ZM82 187V186H81ZM100 187V186H99ZM109 187V186H108ZM165 187V186H164ZM86 188V187H85ZM117 188V187H116ZM119 188V187H118ZM117 188V189H118ZM134 188V187H133ZM141 188V187H140ZM247 188V187H246ZM73 189V188H72ZM71 189V190H72ZM81 189V188H80ZM178 189V188H177ZM116 190V189H115ZM181 190V189H180ZM184 190V189H183ZM249 190V189H248ZM261 190V189H260ZM70 191V190H69ZM179 191V190H178ZM250 191V190H249ZM1 192V191H0ZM76 193L74 196L77 198L78 196V205L82 206L81 209L75 211L74 213H70L68 217V221H71L70 226H68L65 230V240L58 243L55 242L50 252L51 254L57 250L60 251L59 248L64 246L65 241H70L68 238H72L73 244H77L81 247L80 254L87 256V260L90 264H93V259L97 260V258L103 259L105 264H113L111 257V243L110 241L102 238L103 236L98 234V232L94 229L100 221V214L95 206H93V202L98 197H102V191L98 192L96 186L93 185V188L89 186L86 192L78 193L76 188L74 189ZM146 192V191H145ZM151 192V191H149ZM146 192L143 195H139L136 191L124 192L119 195V198L124 202L133 200L136 205L140 208H137V211H142L145 206L151 205L150 198H152V194ZM155 192V191H154ZM260 192V191H259ZM3 193V192H2ZM142 193V192H140ZM182 193V192H181ZM117 194V193H116ZM158 194V193H157ZM180 194V193H179ZM261 194V193H260ZM263 194V193H262ZM5 195V194H4ZM38 195V194H36ZM109 195V194H108ZM113 195V194H110ZM245 195V194H244ZM258 195V194H257ZM3 196V195H1ZM51 196V195H50ZM49 196V197H50ZM56 196V195H55ZM243 196V195H242ZM255 196V195H254ZM7 197V196H6ZM107 197V196H106ZM116 197V196H115ZM176 197V196H175ZM256 197V196H255ZM254 197V199H256ZM58 198V197H57ZM118 198V197H117ZM262 198V197H261ZM49 199V198H48ZM69 199V198H68ZM176 199V198H175ZM261 200V199H260ZM264 200V199H263ZM49 201V200H48ZM67 201V200H66ZM117 201V200H115ZM121 201V202H122ZM37 202V201H36ZM46 202V201H45ZM53 202V201H52ZM71 202V201H70ZM172 202V201H171ZM227 202V203H226ZM254 202V201H253ZM252 202V203H253ZM29 203V202H28ZM38 203V202H37ZM112 203V202H111ZM192 203V202H191ZM237 203V202H236ZM8 204V203H7ZM6 204V205H7ZM56 204V203H55ZM119 204V203H118ZM130 204V203H129ZM134 204V205H135ZM224 205L226 208L225 212H222V215L217 212L213 214L212 212L207 211L209 208H213L214 211H217L216 208H219V205ZM9 205V204H8ZM30 205V204H28ZM77 205V206H78ZM133 205V206H134ZM22 206V205H21ZM36 206V205H35ZM38 206V205H37ZM67 206V205H66ZM73 206V205H71ZM97 206V205H96ZM132 206V204H131ZM250 206V205H249ZM263 206V205H262ZM6 207V206H5ZM31 207V206H29ZM59 207V206H58ZM57 207V208H58ZM45 208V207H44ZM73 209L72 207H70ZM114 208V207H113ZM183 208V207H182ZM240 208V207H239ZM253 208V207H252ZM10 209V208H9ZM18 209V208H17ZM47 209V208H46ZM127 209V208H126ZM192 209V208H191ZM194 209V208H193ZM241 209V208H240ZM33 210V209H32ZM53 210V208H52ZM76 210V209H75ZM107 210V209H106ZM111 210V209H110ZM129 210V209H128ZM152 210V209H151ZM170 210V208H169ZM259 210V209H258ZM11 211V210H10ZM13 211V210H12ZM17 211V210H15ZM22 211V210H21ZM50 211V209H49ZM72 211V210H71ZM264 211V210H263ZM36 212V211H35ZM43 212V211H42ZM62 212V211H61ZM127 212V211H126ZM144 212V211H143ZM142 212V213H143ZM172 212V211H171ZM14 213V212H13ZM33 213V212H32ZM40 213V212H39ZM49 213V212H48ZM108 213V212H107ZM26 214V213H25ZM35 214V213H34ZM46 214V213H45ZM124 214V213H123ZM129 214V213H128ZM37 215V214H36ZM39 215V214H38ZM37 215V216H38ZM47 215V214H46ZM50 215V214H49ZM153 215V214H152ZM247 215V214H246ZM1 216V215H0ZM51 216V215H50ZM61 216V215H60ZM102 216V214H101ZM116 216V215H115ZM168 216V215H167ZM240 217V221L238 223H233L231 225H222L224 220L226 222H234L235 217ZM250 216V215H249ZM261 216V215H260ZM18 217V216H17ZM35 217V216H34ZM39 217V216H38ZM54 217V216H53ZM137 217V216H136ZM141 217V215H140ZM229 217V218H228ZM15 218V217H14ZM20 218V217H19ZM32 218V217H31ZM103 218V217H102ZM120 218V217H119ZM125 218V217H123ZM138 218V217H137ZM8 219V218H7ZM27 219V218H25ZM62 219V218H61ZM170 219V218H169ZM33 220V219H32ZM45 220V219H44ZM79 221L78 224H75L74 221ZM115 220V219H113ZM118 220V219H117ZM139 219H137L138 221ZM8 221V220H7ZM27 221V220H26ZM29 221V220H28ZM65 221V220H63ZM76 221V222H77ZM122 221V220H120ZM135 221V220H134ZM148 221V220H147ZM25 222V221H24ZM24 222L14 223L10 226H7V223H4L2 232H3V243L1 244V248L5 251L7 258L1 264H18L13 263L16 259H18L19 264H42V258L44 253L48 251L47 246L40 247L38 249V245H42V241L38 238L37 240L32 237L34 243L28 244L27 251L33 252L31 255L25 259H27V263L22 261V258L25 257L27 251H22V245L24 243V239L26 236L27 229H24L27 224ZM105 222V221H104ZM110 222V221H109ZM116 222V220H115ZM143 222V221H142ZM141 222V223H142ZM10 223V222H8ZM33 224L36 222L32 221ZM57 223V222H56ZM74 223V224H72ZM168 223V222H167ZM2 224V223H0ZM31 224V223H30ZM28 224V226L30 225ZM65 224V223H64ZM113 224V223H112ZM129 224V223H128ZM134 223H132L133 225ZM138 224V222H137ZM51 225V224H50ZM54 225V224H53ZM52 225V226H53ZM59 225V224H58ZM69 225V224H68ZM105 225V224H104ZM107 225V223H106ZM123 225V224H122ZM239 225V227H236ZM256 225L262 227V235L253 243L251 248L243 251H238L237 262L231 264H264V215H262L260 222ZM48 226V225H47ZM55 226V225H54ZM125 226V225H124ZM127 226V225H126ZM130 226V225H129ZM137 226V225H136ZM151 227V228H150ZM170 227V226H169ZM1 228V227H0ZM54 228V227H53ZM65 228V227H64ZM98 228V227H97ZM96 228V229H97ZM161 228V227H160ZM164 228V227H163ZM24 229V230H23ZM29 229V228H28ZM55 229V228H54ZM103 229V228H102ZM110 229V228H108ZM127 232L123 234L124 242L127 246V250H121V255L123 256L122 260L119 264H137L138 258L146 257L151 249L156 248V239L160 235H158V225H145L144 227H140V231L143 233L139 238H133L131 233L133 232L132 227L127 228ZM137 229V228H136ZM135 229V230H136ZM255 229V228H254ZM24 231L21 232V231ZM59 230V229H58ZM134 230V231H135ZM251 230V229H250ZM31 231V230H30ZM34 231V229H33ZM51 231V230H50ZM54 231V230H53ZM126 231V230H124ZM162 231V230H161ZM237 231V230H236ZM38 232V230H37ZM40 232V231H39ZM57 232V231H56ZM64 232V231H63ZM111 232V231H110ZM136 232V231H135ZM173 232V233H174ZM254 232V231H253ZM42 233V232H41ZM46 233V232H45ZM139 233V232H138ZM255 233V232H254ZM29 234V233H28ZM63 234V233H62ZM110 234V233H108ZM133 234V233H132ZM169 234V233H168ZM241 234V233H240ZM33 235V234H32ZM40 235V234H39ZM257 235V234H256ZM41 236V235H40ZM251 236V235H250ZM50 237V236H49ZM59 237V236H58ZM113 237V235H112ZM121 237V236H120ZM42 238V237H41ZM51 238V237H50ZM57 238V237H56ZM228 238V237H227ZM47 239V238H46ZM45 239V240H46ZM53 239V238H52ZM108 239V238H107ZM238 239V238H237ZM31 240V238H30ZM56 240V239H55ZM62 240V239H61ZM60 240V241H61ZM114 240V239H113ZM1 241V240H0ZM120 241V240H118ZM237 241V240H236ZM244 241V239H243ZM46 242V241H45ZM51 242V241H50ZM158 242V241H157ZM165 242V240H164ZM117 243V242H116ZM114 244V243H112ZM123 244V243H122ZM216 244V243H215ZM220 244V242H219ZM228 244V243H227ZM232 244V243H231ZM44 245V244H43ZM46 245H48L46 243ZM76 245V246H77ZM121 245V244H120ZM163 245V244H162ZM236 245V244H235ZM50 246V245H49ZM217 246V245H215ZM73 247V246H72ZM226 247V246H225ZM121 248V247H120ZM235 248V246H234ZM238 248V247H237ZM244 248V247H243ZM246 248V247H245ZM114 249V248H113ZM236 249V248H235ZM165 251V250H164ZM230 251V249H229ZM118 252V251H117ZM216 252V251H215ZM49 253V254H50ZM67 251H63L57 253L55 257H53L54 264H79L76 263L73 258H71ZM150 253V252H149ZM210 253V252H209ZM229 253V252H228ZM58 254L59 257H58ZM2 255V254H1ZM46 255V254H45ZM54 255V254H53ZM153 255V254H151ZM167 255V256H168ZM213 255V254H211ZM225 255V254H224ZM230 255V254H229ZM228 255V256H229ZM4 256V255H3ZM79 256V255H78ZM117 256V255H116ZM233 256V255H232ZM235 257V256H234ZM48 258V257H47ZM46 258V259H47ZM79 259V257H78ZM223 257H220V262ZM226 259V258H225ZM236 259V258H235ZM102 260V261H103ZM114 260V259H113ZM143 260V259H142ZM84 261V259H83ZM202 261H204L202 259ZM46 262V261H44ZM99 262V261H97ZM229 262V261H228ZM44 264V263H43ZM53 264V262H52Z\"/></svg>", "mask_w": 264, "mask_h": 264}]
</instances>
